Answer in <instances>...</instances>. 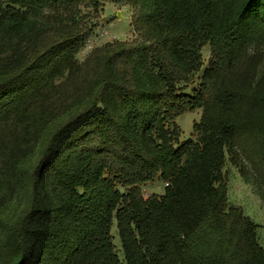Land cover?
<instances>
[{"label":"trees","instance_id":"trees-1","mask_svg":"<svg viewBox=\"0 0 264 264\" xmlns=\"http://www.w3.org/2000/svg\"><path fill=\"white\" fill-rule=\"evenodd\" d=\"M103 2L130 6L139 37L81 63L82 8ZM253 44L264 0H0V264H264L224 173L230 159L264 187ZM197 110L180 143L177 118ZM157 177L164 195L145 198Z\"/></svg>","mask_w":264,"mask_h":264},{"label":"rangeland","instance_id":"rangeland-1","mask_svg":"<svg viewBox=\"0 0 264 264\" xmlns=\"http://www.w3.org/2000/svg\"><path fill=\"white\" fill-rule=\"evenodd\" d=\"M82 14L87 16L86 22L93 27V32L85 46L77 56L79 62H84L89 54L96 48L102 47L112 42H127L137 39L139 34L132 27V8L127 5H116L110 2H103L101 9L95 13L91 8H82ZM262 47L251 45V52L263 51ZM204 67L201 74L196 76L194 83L184 92L192 96L195 90L199 89L200 80L204 71L208 68L210 60V48L203 50ZM263 71V67L259 69ZM202 111L188 112L176 120L182 134L180 143L189 140H196L193 133V125L201 120ZM224 173L227 175L228 196L231 206L239 207L244 215L249 217L257 226L259 233V243L264 248V187L251 179L247 182L240 175L239 170L227 160ZM166 183L157 177L152 183L142 187L143 196L149 198L153 195H164ZM112 235L116 252L121 261L124 262V254L118 236L116 226L113 227Z\"/></svg>","mask_w":264,"mask_h":264}]
</instances>
